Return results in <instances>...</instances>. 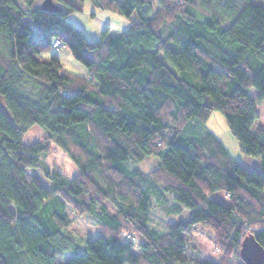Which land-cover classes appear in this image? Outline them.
Wrapping results in <instances>:
<instances>
[{"label":"trees","instance_id":"1","mask_svg":"<svg viewBox=\"0 0 264 264\" xmlns=\"http://www.w3.org/2000/svg\"><path fill=\"white\" fill-rule=\"evenodd\" d=\"M36 1L24 10L0 0V264H245L246 236L264 247V127L253 131L264 102V7L90 0L138 18L90 42L68 20L85 0ZM56 40L86 75L45 55ZM214 111L261 171L245 169L207 129ZM34 126L46 136L24 143ZM55 148L75 177L47 166ZM150 157L159 159L150 172L127 166ZM156 208L174 215L162 234L150 226ZM85 214L101 234L81 252L65 231ZM200 227L218 262L190 256L187 234Z\"/></svg>","mask_w":264,"mask_h":264},{"label":"rangeland","instance_id":"2","mask_svg":"<svg viewBox=\"0 0 264 264\" xmlns=\"http://www.w3.org/2000/svg\"><path fill=\"white\" fill-rule=\"evenodd\" d=\"M18 1L20 6L26 10L24 0ZM77 1L79 2V0ZM48 2L49 0H37L35 7L43 8ZM252 2L264 7V0H252ZM68 20L78 26L84 32L90 42H94L100 40L101 33L106 28L126 31L133 22L138 21V18L136 15H133L131 18H127L118 13L100 10L93 6L90 0H85L82 2V10L71 13L68 16ZM45 55L48 57L58 58L67 71L82 76L86 75L87 73L86 67L77 61L67 48L61 47L52 49ZM256 95L257 91L252 89L250 96L255 97ZM257 109L259 113V119L254 125L253 131H256L258 127H264V102L258 105ZM206 127L218 137V139L227 148L229 153L234 158L239 160L245 169L249 171H261L259 159L254 156L246 155L242 152L239 142L230 134L225 118L220 112L214 111L211 114ZM45 136V132L39 126H34L29 132L25 134L24 143L32 144L34 142L41 141ZM44 160L50 169L58 167L70 178H73L78 174L77 167L64 155V153L59 148L53 149L51 154H49V156ZM158 160L159 159L156 157H150L138 163L129 161L127 166L130 169L140 168L144 172H150L157 166L159 162ZM26 176L28 180H30L32 176L38 177L42 184L46 187H48L50 184L49 179L40 170H28ZM215 197L219 199H225V197L220 194L216 195ZM173 219L174 215L167 214L164 209L156 208L152 212L150 226L158 228L159 232L162 234L166 232L165 226L167 223L172 222ZM65 232L74 240H76L81 252L86 251L88 241L96 239L101 234L99 222L90 214H85L78 218ZM187 239V248L190 256H195L201 261L205 262H218L219 252L214 245L212 233L210 231L201 227L197 228L192 234H187ZM71 258L72 255L67 254L63 258H58L57 261L65 262Z\"/></svg>","mask_w":264,"mask_h":264},{"label":"water","instance_id":"3","mask_svg":"<svg viewBox=\"0 0 264 264\" xmlns=\"http://www.w3.org/2000/svg\"><path fill=\"white\" fill-rule=\"evenodd\" d=\"M240 257L245 264H264V247L255 236L248 235L241 242Z\"/></svg>","mask_w":264,"mask_h":264},{"label":"built area","instance_id":"4","mask_svg":"<svg viewBox=\"0 0 264 264\" xmlns=\"http://www.w3.org/2000/svg\"><path fill=\"white\" fill-rule=\"evenodd\" d=\"M60 45H61V43H60L59 40H56V41L54 42V47H55V48H58Z\"/></svg>","mask_w":264,"mask_h":264},{"label":"clouds","instance_id":"5","mask_svg":"<svg viewBox=\"0 0 264 264\" xmlns=\"http://www.w3.org/2000/svg\"><path fill=\"white\" fill-rule=\"evenodd\" d=\"M127 233H125V235H126Z\"/></svg>","mask_w":264,"mask_h":264}]
</instances>
